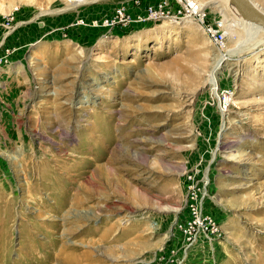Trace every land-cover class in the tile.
Instances as JSON below:
<instances>
[{
  "label": "rangeland",
  "instance_id": "rangeland-1",
  "mask_svg": "<svg viewBox=\"0 0 264 264\" xmlns=\"http://www.w3.org/2000/svg\"><path fill=\"white\" fill-rule=\"evenodd\" d=\"M158 1L0 0V264H264V45ZM192 192L218 232L186 248Z\"/></svg>",
  "mask_w": 264,
  "mask_h": 264
},
{
  "label": "built area",
  "instance_id": "built-area-1",
  "mask_svg": "<svg viewBox=\"0 0 264 264\" xmlns=\"http://www.w3.org/2000/svg\"><path fill=\"white\" fill-rule=\"evenodd\" d=\"M174 1L176 4L174 9L169 6L167 0H159L156 4L147 6L143 15L138 17V20L140 22H160L169 20L177 24L189 20L194 21L204 30L214 45L219 49L225 48L227 30L222 20L212 21L209 17L207 8H203V6L195 0ZM125 16V8L119 7L116 10V17L123 19ZM192 193H190L187 198L189 217L178 226L183 231L186 248L195 245L203 238L211 239V237H214L218 232L215 220L211 215L202 212L200 206L202 204H198L196 193Z\"/></svg>",
  "mask_w": 264,
  "mask_h": 264
},
{
  "label": "bare ground",
  "instance_id": "bare-ground-1",
  "mask_svg": "<svg viewBox=\"0 0 264 264\" xmlns=\"http://www.w3.org/2000/svg\"><path fill=\"white\" fill-rule=\"evenodd\" d=\"M71 1L73 2V4H72V7H70V8H78V7L83 6V5H87V4H90V3H93V2H95V3L96 2H101V1H104V0H71ZM214 1L215 0L208 1L205 5H203V8H206V6L211 5ZM226 1L228 3L231 2L230 0H226ZM196 2H198V1H196ZM230 4H231V6L234 7L232 2ZM218 7L221 9V12L224 11V7L225 6L223 8H221V6H218ZM236 11H234L235 15H236L235 19H228L227 20V18H225L224 23L226 25V30H228V34L236 33L237 30L244 31L245 33H247L250 36L249 42H251V41L253 42L254 41L252 47L261 46V45L263 46L264 45V38L259 39V37L261 35H264V28H262L258 24L251 23V22H248V21L244 20L240 16V14L238 12H236ZM238 45H242V43H240ZM226 59L224 57H222V58L220 57V59H218L216 61V63L214 64L212 70L209 72V75H208V78H207V81H206V83L212 87V92H213L214 96H218V90H219V83H218V77H217L218 71L220 69H222L223 64L225 63Z\"/></svg>",
  "mask_w": 264,
  "mask_h": 264
},
{
  "label": "water",
  "instance_id": "water-1",
  "mask_svg": "<svg viewBox=\"0 0 264 264\" xmlns=\"http://www.w3.org/2000/svg\"><path fill=\"white\" fill-rule=\"evenodd\" d=\"M240 16L251 23L264 28V12L259 9L252 0H230Z\"/></svg>",
  "mask_w": 264,
  "mask_h": 264
}]
</instances>
